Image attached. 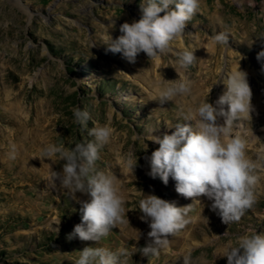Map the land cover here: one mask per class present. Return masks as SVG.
<instances>
[{"label": "rangeland", "instance_id": "374dc122", "mask_svg": "<svg viewBox=\"0 0 264 264\" xmlns=\"http://www.w3.org/2000/svg\"><path fill=\"white\" fill-rule=\"evenodd\" d=\"M142 2L146 0H0V264H75L85 247L124 248L126 264H183L189 251L192 264H227L222 255L229 244L246 234H264V60L257 59L264 49V0H200L184 34L171 45L174 52L187 49L196 56L193 66L180 70L191 81V95L163 105L153 98L179 78L172 66L177 56L169 53L151 61L141 52L129 63L121 54L106 52L103 44L109 34L114 39L123 34V23L141 19ZM221 33L226 43L214 39ZM238 70L247 74L253 111L233 131L245 139L247 157L261 167L254 172L253 208L239 222L225 224L212 201L203 209L205 196L195 202L177 193L171 176L167 184L159 175L150 176L148 158L159 148L152 135L171 134L183 123L178 119L181 105L214 104L226 91L222 75ZM127 92L136 98L122 99ZM77 107L90 113L87 129L108 125L114 130L96 167L115 180L125 200L124 220L136 217L137 234L126 222L101 242L69 239L82 221V205L58 180L55 187L50 180L62 172L65 161L39 157L47 145L71 149L94 140L74 123ZM13 145L15 159L9 155ZM130 154L138 159L135 169L128 166ZM147 195L177 207L192 204L186 217L190 222L179 233H188L185 243L169 240L159 257L140 251L151 230L138 208ZM202 220L210 227L196 235ZM187 244L193 248L180 251Z\"/></svg>", "mask_w": 264, "mask_h": 264}, {"label": "clouds", "instance_id": "9594fccd", "mask_svg": "<svg viewBox=\"0 0 264 264\" xmlns=\"http://www.w3.org/2000/svg\"><path fill=\"white\" fill-rule=\"evenodd\" d=\"M172 5L174 8L170 7ZM199 6L200 0H146L140 5L141 19L123 23L120 26L123 34L118 38L110 34L104 37L105 51L121 54L129 63H135L141 52L151 61L169 53L177 56L172 66L179 78L159 89L153 98L161 105L174 102L176 97L191 95V81L185 79L180 70L193 66L196 56L187 49L174 52L171 45L184 34ZM214 39L219 43L227 42L223 33ZM257 59L264 60V49L258 52ZM222 78L226 91L214 104L200 102L195 108L181 105L178 119L183 123L176 124L171 134L152 135L151 140L159 144V148L148 158V174L153 178L159 175L164 184L171 176L176 181L177 193L195 202L200 201L198 197H207L222 222L231 224L239 222L256 203L254 189L258 176L254 172L261 166L247 157L245 139L233 131L247 121L253 111V93L247 74L238 70ZM73 114L74 123L87 129L90 113L77 107ZM221 118L223 123L219 122ZM87 131L94 140L77 143L71 149L47 145L39 158L50 160L58 156L65 161L62 172L55 173L50 180L54 187L58 180L59 187L82 205V221L75 225L69 239L101 242L112 229L130 222L124 220L125 200L115 180L96 167L100 149L110 142L114 130L108 125H95ZM9 155L15 159L14 145ZM137 162L130 154L128 166L135 169ZM77 193L89 199L81 200ZM138 205L143 213L141 219L150 221L151 229L147 233V245L140 251L148 257H159L167 250L169 237L179 234L190 222L186 217L192 204L177 207L156 195H147ZM127 255L124 248L111 251L106 247H85L75 264H126ZM182 257L183 264H192L190 251ZM222 257H227V264H264V234L240 237L235 245L226 247Z\"/></svg>", "mask_w": 264, "mask_h": 264}, {"label": "bare ground", "instance_id": "6f19581e", "mask_svg": "<svg viewBox=\"0 0 264 264\" xmlns=\"http://www.w3.org/2000/svg\"><path fill=\"white\" fill-rule=\"evenodd\" d=\"M264 90V89H263ZM123 98H125V99H129V100H132V99H135L136 97L132 94V92H127L125 95H123L122 96V99ZM39 122V121H38ZM221 123H223V122H221ZM174 132V131H173ZM20 154V153H19ZM27 154L29 155V156H31L30 155V153H28L27 152ZM17 156V155H16ZM256 162V161H255ZM208 201H210V200H208L207 199V197H205L201 202L203 203V209L205 210V208L204 207H206L207 205H208ZM201 206V205H200ZM204 210H203V212H204ZM127 219H129V225H130V227H131V229L134 231V234L136 233H138V232H141L140 230H139V228L137 227V225H136V222H138L137 221V219H136V217L135 216H128L127 217ZM200 223V227L198 228V229H196L195 231H194V233L196 234V235H200L201 233H203V229H207V228H209L210 227V222H208V221H206V220H202V221H200L199 222ZM211 227H212V224H211ZM180 233H182V231L180 232ZM186 234H188L186 231H183V234L181 235V234H177L176 236H172V237H169V240L170 241H174L175 243H179V242H183V243H185L184 242V239H185V237L183 236V235H186ZM183 246V245H182ZM181 246V248H180V251H185V252H187L188 250H191L193 247L192 246H190V244H187V245H185V246H183L182 247Z\"/></svg>", "mask_w": 264, "mask_h": 264}]
</instances>
